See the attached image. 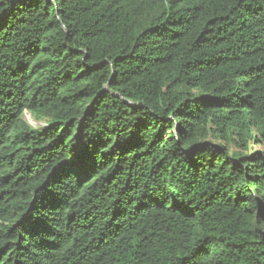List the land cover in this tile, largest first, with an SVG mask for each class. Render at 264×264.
<instances>
[{"label":"trees","instance_id":"trees-1","mask_svg":"<svg viewBox=\"0 0 264 264\" xmlns=\"http://www.w3.org/2000/svg\"><path fill=\"white\" fill-rule=\"evenodd\" d=\"M255 142L264 0H0V264H264Z\"/></svg>","mask_w":264,"mask_h":264},{"label":"rangeland","instance_id":"rangeland-1","mask_svg":"<svg viewBox=\"0 0 264 264\" xmlns=\"http://www.w3.org/2000/svg\"><path fill=\"white\" fill-rule=\"evenodd\" d=\"M23 120L32 128L41 129L46 126L45 120H38L30 113L26 112L23 116ZM251 154L264 153V146L259 145L257 142L253 143L250 149Z\"/></svg>","mask_w":264,"mask_h":264}]
</instances>
